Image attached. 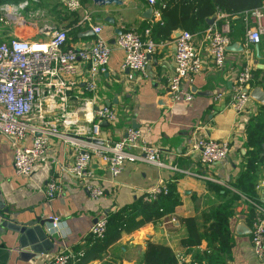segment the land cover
Masks as SVG:
<instances>
[{
  "label": "crops",
  "instance_id": "obj_1",
  "mask_svg": "<svg viewBox=\"0 0 264 264\" xmlns=\"http://www.w3.org/2000/svg\"><path fill=\"white\" fill-rule=\"evenodd\" d=\"M148 7L154 11L152 6L139 0H122L121 5L104 6L85 0L80 10L67 14L66 21L59 19L58 25L66 27L65 47L77 49L92 42L93 34L85 35L90 28L78 24L83 13L90 15L92 23L101 26L100 36L107 43L114 40L116 29H134L142 33L143 29L149 28V37L156 46L144 72L140 73L121 69L124 53L110 44L106 71L95 77V87L91 91L85 89L86 63L77 59L75 72L61 75L68 86L64 91L66 100L60 102L55 97L43 108L44 120L53 125L56 132L48 136L45 160L36 164L29 176L14 173L11 139L0 134V213L14 222L32 220L34 216L58 219L55 227L46 223V237L50 244L47 240L39 241V249L44 251L37 253L30 249V244H20L19 235L7 228L0 217V264H43L59 249L80 247L96 217L129 205L137 198L144 202V191L160 179L173 186L178 198L170 212L149 221H138L141 218H137L138 223L128 230H120L117 238L101 249L81 246L85 254L74 264H143L140 253L147 244L168 247L176 260L174 264H205V259L197 261L195 257L210 251L217 253L218 257V262L212 264H264V249L260 257L251 249L252 218L248 217L249 204L254 213L255 207L264 210V163L255 166L252 189L256 202L250 201L230 184L242 170L247 159L245 154L251 149L246 141L245 128L249 126L255 130L260 124L264 127V102L249 97L244 109L235 112L230 106L231 86L236 73L248 67L251 73L248 90L258 86L264 93V35L257 45L247 44L246 29L252 25L246 13L248 10L238 14L224 13L229 19L230 44L240 45L241 49L226 50L223 66L215 68L206 45L200 41V31L191 33L201 60L200 70L183 81V86L192 93V99L172 100L166 85L173 66L174 31L181 29L173 30L167 37H152V26L159 15L155 17L152 13L150 18L144 17ZM214 14L205 18L204 27ZM105 18L112 23L105 22ZM217 23L221 24L222 20ZM101 105L113 109L116 118L113 122L99 121V134L92 139L88 134L90 114ZM35 115L34 112L32 123L37 121ZM62 117L70 123H62ZM127 127L137 128L145 142L159 150L161 162L176 170L125 161L120 173L111 178L104 163L94 158L89 167V179L103 192L97 199H92L83 181L65 169L72 163L77 148L87 151L105 139L116 141L124 135ZM66 135L73 137L77 145L71 144ZM197 138L227 140L229 152L226 158L202 165L198 152L191 151V143ZM21 144L28 146L30 136L27 135ZM261 146L264 151V142ZM50 177L57 180L60 192L47 199L44 185ZM229 191L235 192L237 197L232 200V214L228 220L231 234L228 250H215L217 242H210L204 236L198 245L183 247L180 240L186 236V228L180 220L193 217L199 232L204 234L208 221L203 215L229 198ZM171 217L174 218L172 222L168 221ZM110 236L107 235L105 241L111 239Z\"/></svg>",
  "mask_w": 264,
  "mask_h": 264
},
{
  "label": "built area",
  "instance_id": "obj_2",
  "mask_svg": "<svg viewBox=\"0 0 264 264\" xmlns=\"http://www.w3.org/2000/svg\"><path fill=\"white\" fill-rule=\"evenodd\" d=\"M69 12L80 9V0H57ZM37 2V0H33ZM154 0H146L149 6ZM24 1L20 6H26ZM153 7V6H152ZM5 8H8L7 6ZM0 9H4L0 7ZM158 17L159 11L154 9L151 15ZM247 15L252 25L246 29L245 41L249 45H257L264 35V4L248 10ZM224 12H215L212 20L200 31V41L207 47L211 64L220 68L224 64L226 46L230 44L229 19ZM222 23H217L218 20ZM78 24L87 25L93 40L86 46L73 49L65 47L66 30L53 28L44 40H27L11 37L0 41V134L11 139L13 146L12 167L16 175L29 176L36 164L45 160V146L48 136L54 134L56 129L48 125L43 118V108L47 101L57 98L60 102L66 100L64 91L67 89L63 74L75 72V61L78 59L87 64V81L85 89H94V79L106 71L110 52L108 44L100 36L101 26L91 21L90 15L83 13ZM143 37V38H142ZM124 53L121 69L143 73L150 54L155 49V42L149 37V28L142 33L134 29H121L115 35L114 43ZM201 67V60L192 43V34L187 30H180L173 40V66L167 78V94L172 100L183 99L190 101L192 93L183 86L186 77L197 73ZM251 81L248 67L238 71L231 86L230 106L235 112L244 109L249 100L248 92L244 91ZM35 112L37 121L31 122ZM116 113L108 106L101 105L90 114L89 137L96 139L100 128L99 121L113 122ZM62 123H70L62 117ZM30 136V144L22 145L25 137ZM73 145H77L74 138L65 136ZM191 151L198 152V160L202 165H211L226 158L229 152L227 140L214 141L212 139L197 138L191 143ZM98 158L104 163L105 169L111 178L116 177L125 161L145 162L158 167H175L165 165L159 159V150L144 140L140 131L135 127H127L124 135L116 141L105 139L100 144L91 146L90 150L76 149L72 163L66 171L83 181V186L92 199L102 195L99 185L89 178L90 163ZM203 178L207 176L198 175ZM166 180L160 179L147 191L142 199L149 202L159 194L167 191ZM60 192L58 182L50 177L44 185V194L47 199L55 197ZM256 213L251 221L250 245L253 253L260 257L264 249V210L255 207ZM106 213L96 217L90 225L87 234L95 238H102L106 227ZM50 224H58L57 217H50ZM168 221H174L171 217ZM50 226V227H51ZM50 229V228H48ZM81 253L64 247L49 256L43 264H74Z\"/></svg>",
  "mask_w": 264,
  "mask_h": 264
},
{
  "label": "trees",
  "instance_id": "obj_3",
  "mask_svg": "<svg viewBox=\"0 0 264 264\" xmlns=\"http://www.w3.org/2000/svg\"><path fill=\"white\" fill-rule=\"evenodd\" d=\"M18 0H0L3 3H14ZM85 1V0H81ZM146 2V0H140ZM262 0H154L153 8L159 11V19L152 26V37H167L175 29L187 30L190 33L201 31L204 28V20L207 16L215 12H224L227 14H238L244 10H250L260 5ZM246 141L251 149L246 152V162L241 171L230 182L233 188L237 189L250 201L256 202L253 195V177L255 166L258 163H264V151L261 143L264 142V127L259 125L258 129L247 126L245 128ZM218 189V188H216ZM229 198L223 200L208 213L203 215L208 223L204 227V234L199 232L197 223L193 217L181 219V223L186 228V236L180 240V244L185 248H191L199 244L204 236L210 242H217L215 250L226 252L231 245V234L228 227V220L232 214V200L237 197L235 192L229 191ZM178 202L176 192L167 184L165 194H159L149 202H143L137 198L133 203L119 208L115 211L106 213V227L102 238H95L86 234L81 246H91L101 249L111 240H115L120 230H128L130 226L138 221L153 220L158 216L170 212V209ZM248 217L251 219L255 213L253 206L248 205ZM107 235L111 239L105 241ZM73 248L74 252L81 253L77 260L85 254L83 247ZM197 261L206 260L205 264L218 262L217 253L211 251L202 256L195 257ZM140 261L143 264H174L176 262L170 249L163 245L147 244L140 253Z\"/></svg>",
  "mask_w": 264,
  "mask_h": 264
},
{
  "label": "rangeland",
  "instance_id": "obj_4",
  "mask_svg": "<svg viewBox=\"0 0 264 264\" xmlns=\"http://www.w3.org/2000/svg\"><path fill=\"white\" fill-rule=\"evenodd\" d=\"M24 1H27V5L20 6ZM81 4L80 0V9ZM0 7L4 8L0 9V41L11 37L44 40L49 33L47 28L66 29L63 24H58L60 20L66 21L67 14H70L57 0H18L3 3Z\"/></svg>",
  "mask_w": 264,
  "mask_h": 264
},
{
  "label": "water",
  "instance_id": "obj_5",
  "mask_svg": "<svg viewBox=\"0 0 264 264\" xmlns=\"http://www.w3.org/2000/svg\"><path fill=\"white\" fill-rule=\"evenodd\" d=\"M93 4H96L98 6H104V5H121L122 0H91ZM152 8L148 7L145 9L143 16L146 18H150L151 16ZM105 22L112 23L111 20L105 18ZM210 21H208L209 23ZM53 30V27L47 28V32H51ZM120 29L115 30V34H119ZM91 31L88 30L85 35H91ZM179 34V30L174 31V37H176ZM114 40L108 41V44H113ZM241 49L240 45H235V43H231L226 46V50H236ZM246 92H248L249 97L256 100L259 103L264 102V93L261 91L260 87L255 86L248 90V87L245 88ZM4 213H7V210L3 211ZM0 217L5 221V226L13 231H15L19 235V243L24 244V242L31 245L30 249L33 252H43L39 249L38 242L47 240L46 242L49 243V239L46 237V223H50V219H41L38 216H34L32 220H27L24 222H14L13 219L3 216L0 213ZM47 244V243H46ZM50 244V243H49Z\"/></svg>",
  "mask_w": 264,
  "mask_h": 264
}]
</instances>
